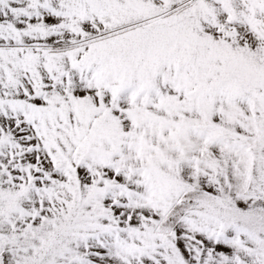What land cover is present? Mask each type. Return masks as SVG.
Segmentation results:
<instances>
[{
	"label": "snow or ice",
	"instance_id": "1",
	"mask_svg": "<svg viewBox=\"0 0 264 264\" xmlns=\"http://www.w3.org/2000/svg\"><path fill=\"white\" fill-rule=\"evenodd\" d=\"M0 264H264V0H0Z\"/></svg>",
	"mask_w": 264,
	"mask_h": 264
}]
</instances>
